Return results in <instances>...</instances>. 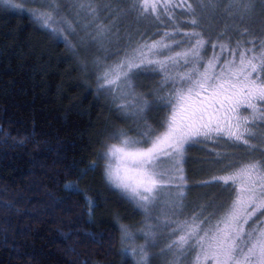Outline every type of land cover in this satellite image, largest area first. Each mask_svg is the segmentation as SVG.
Wrapping results in <instances>:
<instances>
[{
	"label": "snow or ice",
	"instance_id": "6c2138e0",
	"mask_svg": "<svg viewBox=\"0 0 264 264\" xmlns=\"http://www.w3.org/2000/svg\"><path fill=\"white\" fill-rule=\"evenodd\" d=\"M0 4L25 10L15 0H0ZM59 7L45 0L39 8H29L27 12L41 28L67 42L64 32L72 25L66 16L59 15ZM71 7L86 10L93 18L88 26L94 25V34L88 35L102 45L110 29L95 24L101 6L77 2ZM220 7L230 18L244 23L256 4L254 0H228L226 4L221 0H132L127 11L140 17L152 15L157 21L166 16L172 27L170 31L166 28L159 40L129 46L123 56L104 66L97 76L98 90L112 92L117 110L142 121L136 135L120 127L111 129L98 156L105 161L107 181L147 213L166 190L172 203L182 201L186 182L184 154L190 143L226 137L249 155L261 150V159L253 158L240 166L229 160L225 175L212 177L213 181L233 186L230 205L214 222V212L207 217L201 213L193 215L191 221L165 219L164 227L176 236L167 250L184 253L191 248L195 252L191 264H264V28L257 34L245 26L237 30L241 38L234 42L231 37L224 39L226 33L210 42L196 29L201 26L202 13H215ZM176 8L185 9L182 14L187 18L178 20ZM116 11L123 10L117 6ZM176 36L182 39L178 41ZM92 63L100 65V59L94 58ZM84 64L87 68V61ZM146 73L161 76L152 101L137 94L133 85L137 76ZM153 104L167 110L159 127L144 119ZM215 156L223 154L215 152ZM96 163L88 167L95 168ZM66 187L79 192L74 185ZM86 200L91 217L96 204L90 197ZM148 219L135 232L129 225L119 224L122 255H130L134 264H150L149 249L155 246L158 225L148 223ZM138 236H143L144 243H136ZM168 264H176L175 256Z\"/></svg>",
	"mask_w": 264,
	"mask_h": 264
},
{
	"label": "trees",
	"instance_id": "16d2710c",
	"mask_svg": "<svg viewBox=\"0 0 264 264\" xmlns=\"http://www.w3.org/2000/svg\"><path fill=\"white\" fill-rule=\"evenodd\" d=\"M220 9L222 20L207 37L210 42L220 33L234 42L245 26L257 34L264 28V9L255 8L253 23H240ZM185 11L176 8L174 15L184 20ZM143 23H155L145 41L160 39L172 27L166 16L157 21L148 15ZM149 74L138 76L141 88H158L161 76L155 73L153 81ZM152 106L146 118L159 127L167 110ZM116 119V109L94 89V79L85 83L67 42L27 12L0 6V264H132L118 258L119 224H127L121 219L132 204L107 183L98 156ZM129 135H136L131 128ZM184 156L187 189L205 188L209 201H221L220 208L212 205L214 222L229 206L233 186L212 177L225 175L229 160L240 166L261 159V150L249 155L221 137L191 143ZM93 161L96 167L89 168ZM69 184L79 192L70 191ZM106 195H113L120 208L108 219L98 218ZM86 197L96 204L91 217Z\"/></svg>",
	"mask_w": 264,
	"mask_h": 264
},
{
	"label": "rangeland",
	"instance_id": "374dc122",
	"mask_svg": "<svg viewBox=\"0 0 264 264\" xmlns=\"http://www.w3.org/2000/svg\"><path fill=\"white\" fill-rule=\"evenodd\" d=\"M44 2L45 0H36L35 3H26L25 0H15L16 4L24 5L25 10L23 12H27V9L29 8H39ZM48 2L58 4L60 6L59 15L66 16L71 22L72 27L64 32V36L67 38V44L73 55L77 58L81 69V75H83V78L85 77V83L89 84V82L94 79V89L102 94L106 102L113 104L116 109V116L118 117V119L114 120L113 125L126 130H130L131 128L136 134L138 124H141L142 121H138L131 115H126L123 112L118 111L116 105L113 103L112 92L106 89L102 91L98 90L97 76L103 70L104 66L114 64L121 56H123L126 48L129 46H135L136 43H144L145 40H147L145 34L153 29L152 26L155 23H143L145 17L138 16L136 12L127 11L128 5L132 0H48ZM77 2H91L94 5L101 6L95 18V24H102L110 29V35L102 45L93 42L88 35L89 33L94 34V25L92 27L88 26L93 18L87 14L86 10H78L71 7V5ZM172 2L180 3V0H172ZM254 2L256 4V9H264V0H254ZM0 6L12 12H15V10L22 12L18 8L5 7L3 4H0ZM117 6L123 11H116ZM220 8L215 13L207 12L201 14V26L197 28L196 31L202 32L205 39H207V37L210 39L209 35L211 34V31H213L214 28H218V22L222 20V17H219V14H222L223 9ZM78 11L79 15H77ZM212 15H215V17L211 19ZM164 17L165 16L163 15L161 16V18ZM250 23H253L251 19ZM211 54L212 52L207 55L210 56ZM97 57L100 59V65L92 63L94 58ZM84 61H87V68H85ZM148 76L151 77L153 81L156 80L155 73H151ZM137 78L138 76L133 81L136 93L143 94L145 98L152 101L153 99L148 97V95H153L157 87L153 84H149L148 87L141 88ZM117 103H119V101H117ZM153 107L154 106H151L144 113L145 120H147V113ZM243 114L247 115L248 113L244 112ZM111 142L115 143L116 141ZM102 163L104 169L105 161L103 159ZM107 183L118 193L125 196L124 193L114 188L108 181ZM172 191L174 192V189ZM183 191L184 196L179 204L172 203V196L169 194L168 190L161 193L157 201L149 208L147 213L139 208L135 202L129 200L125 196L128 199L127 202L132 204V208H130V206L129 208L124 209V217L121 220H125V222L127 221V224L131 227L132 231L135 232L137 229L141 228L144 225L146 218L149 217L150 219H148V223L154 226L158 225V227L155 228V246L149 249L150 264H168V261L174 256L176 258V264H191L195 256V252L192 251L191 248H187L184 253L176 250L169 252L167 250L168 245L176 239V236L172 235L170 228L164 227L165 219L172 221H191L195 211L197 216L203 213V216L207 217L211 210L217 209V207L220 208L219 203L221 201H209L208 197H206L205 188H195L189 191V189H187V182H185ZM212 205L214 206L213 209ZM117 208H120V204L114 196L106 195L103 205L97 208V217L108 219V217H111L112 213H116ZM179 234L180 233H177L176 235ZM136 243H144L143 236H138ZM121 247V242L119 240L118 258L120 260H129L134 264V259L130 255L128 257L122 255Z\"/></svg>",
	"mask_w": 264,
	"mask_h": 264
}]
</instances>
